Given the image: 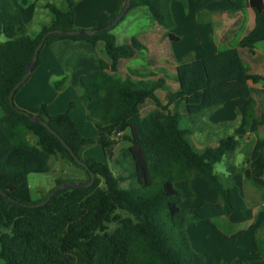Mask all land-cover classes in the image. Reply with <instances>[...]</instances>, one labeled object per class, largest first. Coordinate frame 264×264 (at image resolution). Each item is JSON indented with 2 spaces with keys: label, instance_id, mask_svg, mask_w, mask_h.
Instances as JSON below:
<instances>
[{
  "label": "trees",
  "instance_id": "trees-1",
  "mask_svg": "<svg viewBox=\"0 0 264 264\" xmlns=\"http://www.w3.org/2000/svg\"><path fill=\"white\" fill-rule=\"evenodd\" d=\"M171 1L131 0L128 11L146 7L156 27L170 30L174 27ZM230 2L235 9L247 3L254 11L253 29L238 42L240 47L253 50L257 42L264 40L263 0ZM123 5L119 2L109 22ZM44 7L52 14V22L30 36L18 9L10 0H0V190L10 197L0 194L1 264H204V257L190 246L184 228L192 221L246 209L238 188L228 181L224 183L214 171L224 153L235 148L236 140L226 136L215 147L197 151L189 141L190 129L179 126L178 112L170 113L167 105L183 100L191 116L247 96L248 82L264 80V75L249 73L236 47L185 59L175 68L178 90L168 92L166 104H162L155 91L167 90L164 79L132 80L114 74L120 59L132 58L144 49L136 39L118 44L111 29L91 36L48 35L43 46L65 38L93 44L101 41L109 62L100 59L99 68L80 76L76 86L86 117L96 129L95 137L79 133L69 114L73 102L58 114H50L45 103L31 111L45 120L95 174L91 186L61 189L47 203L33 208L29 205L45 199L54 187L35 201L28 175L48 172L50 156L60 155L82 171L84 177L74 181L90 179L88 170L75 162L56 136L8 102L10 90L25 73L43 34L50 29H76L72 0H66L64 8L52 3ZM167 36L178 39L172 32ZM40 51L34 69L40 62ZM131 74L138 72L132 70ZM53 84L57 91L63 90L67 77ZM148 98L156 108L142 117L139 106ZM260 122H264V110ZM118 140L128 143L119 150L122 161L131 165L123 174L113 172L107 163L93 156L82 155L86 147L96 143L111 158ZM117 163L122 164L119 160ZM255 163L256 175H260L264 153L256 156ZM192 171L199 172L216 189L222 203L201 201L191 213L181 208L182 198L173 183L188 179ZM63 182L67 181L56 179L55 186ZM262 231L263 224L256 244L264 258V240L259 237Z\"/></svg>",
  "mask_w": 264,
  "mask_h": 264
},
{
  "label": "crops",
  "instance_id": "crops-1",
  "mask_svg": "<svg viewBox=\"0 0 264 264\" xmlns=\"http://www.w3.org/2000/svg\"><path fill=\"white\" fill-rule=\"evenodd\" d=\"M10 1L18 9L30 36H35L43 26H48L52 22V14L44 7L46 3L59 6L57 3L62 1L63 4L59 7L64 8L66 2V0ZM72 1L74 2L76 28H94L108 23L110 15L115 11L119 2L124 3V0ZM183 2L172 0L170 3V10L172 6L178 7L177 5H179L183 11L182 14H184L178 20L174 19V35L178 39L173 40L172 44L179 45L178 50L174 48L175 46L173 47L177 52L180 51L181 53H179L182 55H193L195 59V56L201 58L236 47L248 72L264 75V40L257 42L253 50L238 45L239 40L247 35L255 25L254 11L247 3L242 8L235 9L230 0H184ZM129 11H132V15L128 24L124 26L125 28H128L134 19H139L141 16L143 24L135 35L122 44H128L132 38H135L144 46V49L136 52L132 58L120 59L114 74L117 77L126 78L132 70H137L138 74H131L133 75L132 80L148 79V77L165 78L167 90L157 89L155 95L162 104H166V94L178 90V83L175 80V68L178 63L173 60L170 64L171 77L175 81L173 89L167 83L168 79L164 77L166 76L164 65L168 58L164 57L167 59H163L161 45L166 37L163 30L165 28L156 27L146 7L140 6ZM125 16L120 21H123ZM30 28L32 30L29 31ZM32 32H34L33 35H31ZM180 46L182 48H179ZM139 56H141L142 63L135 67H129L128 61ZM166 56L172 58L169 53ZM100 59L106 63L109 62L101 41L93 44L83 40L65 38L44 45L40 51L38 66L13 95V100L23 110H33L35 106L41 104L38 97L39 92H37L38 85L46 80L50 82L62 77H67V84L63 90L67 88L68 84L77 90L79 77L98 69ZM143 74L149 76L142 77ZM248 87L249 94L245 97L224 102L208 110L201 118L195 116L205 111L191 115L192 125L190 127L181 126L182 118L190 117L183 100L167 105V110L170 113L178 112L179 126L190 129L189 141L191 144H193L190 140L192 130L199 129L195 127V123H201L204 130H212L211 135H209V131L207 132L209 135L207 140H199L201 144H206L204 148L215 147L219 139L226 136H232L236 140L235 148L224 153L220 161L214 165V171L224 183L228 181L238 188L246 204V209L243 212H235L214 219L192 221L187 223L184 228L190 246L204 257V264H264V258L259 253L256 244L258 229L260 225L264 226V170L260 175H256L258 169L255 163L256 156L260 152L264 153V122H260V114L264 110V80L257 83L249 81ZM70 98H72L71 94L69 97L64 92L59 94L52 104L46 105L49 113H61ZM155 108V102L148 98L140 104L139 114L142 117L146 116ZM69 114L75 123L70 111ZM117 146L118 143L115 147ZM202 150L197 151L201 152ZM115 162L117 161L115 160ZM217 164H222L225 170H230V173L224 174L222 169L216 170ZM113 172L123 174L122 170ZM177 182H182L190 194L192 202L190 209L186 210L182 207L183 201L180 204L187 213H191L201 201L222 203V198L216 189L210 187L197 171H192L188 179L177 180L173 185ZM178 192L181 195L179 190ZM259 237L264 240V231L259 233Z\"/></svg>",
  "mask_w": 264,
  "mask_h": 264
},
{
  "label": "rangeland",
  "instance_id": "rangeland-1",
  "mask_svg": "<svg viewBox=\"0 0 264 264\" xmlns=\"http://www.w3.org/2000/svg\"><path fill=\"white\" fill-rule=\"evenodd\" d=\"M57 4L59 6H62L61 4H63V3H62V1H60ZM177 6L178 7H176V5L172 6L171 10H170V11H172L171 16H173L172 17L173 21H174V19L178 20L179 18L184 16V14H182L183 11H181V7H179V5H177ZM131 12L132 11H128L125 18L123 19V21H119L110 30V32L114 36H116L115 37L116 41L121 43V44L126 43L132 35H135L138 32L139 27L143 24V18L141 16L139 19H134V22H132L128 26V28H125L124 26L126 24H128L130 16L132 15ZM174 25H175V23H174ZM74 26H75V24H74ZM173 28L170 30L163 29L166 37L164 38V43L161 45L162 46L161 51L163 53V59H164V57L168 58V59L165 58V59H167L166 60L167 63L164 65L165 74H166V76H164V77H166L168 79L167 83L169 84L170 88L174 89L175 88V81H174V78L172 80V77H171L172 76L171 75L172 70H170V64L172 63L173 60L176 61L177 63H180L181 61H183L185 59H192L194 56L188 55V54L182 55V54H180L181 53L180 51H179L180 52L179 53L175 50V49L178 50L179 45L177 46L175 43L172 44L173 40H170L167 36V32H172L174 34ZM30 30H32V28H30L29 31ZM33 34H34V32H32L31 35H33ZM181 46L179 48H182ZM168 53L172 55V58L166 56ZM195 57H196L195 59H198L197 57H199V56H195ZM141 63H142L141 56L136 57V58L128 61L129 67H135ZM246 63H247V59H246ZM128 75H129L128 76L129 78L133 77V75H131V73ZM59 79L60 78H56L50 82H48V80H46L45 82H41L38 85L37 92H39L38 97L41 100L40 103H45L46 105H49V104H52L53 101L57 98V96L59 94H61L62 92H64V94L66 93L67 97H69V95L71 94L72 98H70V100H68L67 105L65 106V108L62 112H65L68 109L69 101L73 102L74 106L70 108V112H71L72 117L75 120L76 126L78 127L81 135L84 137H89V138L95 137L96 136V129H95L93 123L87 120L83 104L80 102L79 97L77 95V90L75 89L74 86L68 84L67 88L65 90L57 91L54 88L53 83H54V81L59 80ZM122 79H124V78L122 77ZM149 79H158V78H149ZM162 79H165V78H162ZM14 104L18 109L23 110L15 102H14ZM208 110H210V109H208ZM208 110L207 111L205 110L204 113H200L199 115L197 114L195 117L201 118V116L203 114L207 113ZM25 111L30 112L32 110L30 109V110H25ZM204 116H206V115H204ZM191 117L192 116L182 118L181 126L182 127H185V126L190 127L192 125L190 122ZM195 117H193V118H195ZM195 127H198L199 129L194 130V131L192 130L190 140L193 143L192 145L197 150H202V148H204L205 147L204 145H206V144H204V143L201 144L199 140H204V139L207 140L208 139L207 136L211 135L212 130H204L203 129L204 126L201 123H195ZM208 131H209V135L207 134ZM126 146H127V143L125 141L118 140V146L115 147V149L113 151V157L109 158L103 154L100 145L94 143V144L86 147L83 150L82 155L83 156H93L97 160L107 163L112 171H117V170L121 171L122 170V172L124 173V171H126L127 168H130L131 165L129 164V162H125V161L123 162L122 161V157H120L119 150L122 149L123 147H126ZM115 160L116 161L119 160V162H121L122 164L116 166L118 163L115 162ZM49 166H50L49 171L46 173H30L28 175V185H29L30 190H31L32 199L35 201H37L38 199L43 197L48 190H50L51 188H53L55 186V180L56 179H65L67 182H70V181H74V179H82L84 177V175L80 169H78L72 163L66 162L64 159H62L60 157V155L50 156ZM215 168L218 171H220L222 169L224 174H226L227 172L230 173V170L229 171L225 170V167L222 164H217ZM126 185H127V183L124 184V186H126ZM173 186H174V188L178 189L181 192V197H182V201H183L182 207L186 210H189L192 202L190 199V194L184 188L183 183L177 182ZM1 263H2V260L0 259V264Z\"/></svg>",
  "mask_w": 264,
  "mask_h": 264
},
{
  "label": "water",
  "instance_id": "water-1",
  "mask_svg": "<svg viewBox=\"0 0 264 264\" xmlns=\"http://www.w3.org/2000/svg\"><path fill=\"white\" fill-rule=\"evenodd\" d=\"M130 3L131 0H125L123 7L121 8V10L119 11V13L115 16V18L113 20H111L108 24H106L105 26L102 27H94V28H76L73 30H65V29H50L48 31H46L43 36L41 37V39L39 40V42L37 43L32 57L30 59V61L28 62L26 69H25V73L23 74V76L20 78V80H18L15 85L12 87V89L10 90L9 94H8V102L10 104V106L12 108H14L18 113L25 115L26 117L30 118L32 121L34 122H39L41 125H43L44 127H46L54 136H56L60 142L65 146V148L69 151V153L71 154L72 158L75 160V162L82 166L83 168H85L86 170H88L89 172V176L90 179L88 182H80V181H70V182H63L60 184H57L56 186H54V188L50 191V193L48 194V196L43 199L42 201L30 204V207H39L44 205L45 203H47L52 196L59 190L67 188L69 186H72L74 188H86L89 187L93 184L94 179H95V174L88 168L87 164L85 162H83L80 158H78L74 152L72 151V149L65 143V141L57 134L56 131H54L49 125L48 123L43 120L42 118L37 117L35 114L29 112V111H25V110H21L18 109L13 101V95L15 93V91L29 78L31 72L33 71L37 58H38V54L40 49L43 46L44 40L45 38L53 33H57V34H61V35H76V34H85V35H93L95 33H99V32H103V31H107L109 29H111L114 25H116L120 20H122V18L125 16L126 12L128 11L129 7H130ZM0 194H2L3 196H5L6 198H10L8 196V194L2 192L0 190ZM17 203L22 204L21 202L17 201Z\"/></svg>",
  "mask_w": 264,
  "mask_h": 264
}]
</instances>
